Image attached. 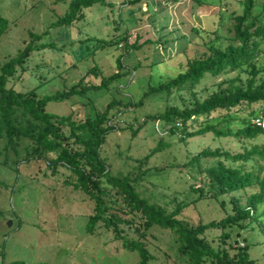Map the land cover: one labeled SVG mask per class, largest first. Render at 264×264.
Returning a JSON list of instances; mask_svg holds the SVG:
<instances>
[{"label": "rangeland", "instance_id": "obj_1", "mask_svg": "<svg viewBox=\"0 0 264 264\" xmlns=\"http://www.w3.org/2000/svg\"><path fill=\"white\" fill-rule=\"evenodd\" d=\"M107 1L110 5L94 4L83 9L79 21L52 26L67 10L69 0H0V15L8 21L7 31L0 38V67L33 38L38 46L9 79L8 86L19 93L33 91L36 98H41L67 90L81 78L95 85L102 76L118 72L121 75L106 88L49 101L44 111L71 115L79 123L95 118L112 100L118 101L120 105L109 114L111 125L117 128L105 123L109 130L100 149L110 173L139 176L136 190L167 211L185 205L180 215L191 225L219 220L231 212V194L198 198V192L190 190L192 183L194 188L203 187L205 194H211L213 187L207 180H200L199 169L215 165L217 159H200V166L189 164L190 159L203 150L242 152L255 142H263L264 137L239 141L207 131L181 140V129L173 135H157L154 124L157 120L161 123L160 119L147 120V116L162 112L166 105L182 106L181 101L175 94L142 95L150 86L185 70L188 61L205 56L209 43L214 41L223 47L234 43L232 18L242 13V0ZM118 57H122L120 69ZM93 67L99 70L98 75L89 71ZM232 75L206 77L195 88L197 96L203 99L217 81ZM181 95L191 99L190 93L183 91ZM139 100L135 106H125ZM241 111L232 116H226L223 110L213 111L209 117L195 116L185 131L193 132L206 124L218 128L230 125L235 130L242 118H250L247 111H258V107L253 104ZM224 118L234 120L225 122ZM5 144L0 138V264H137V253L114 240L111 229L102 221L96 222L93 233L86 230L94 201L90 193L77 188L81 181L72 171L81 166L80 162L67 158L54 162V152H38L41 146L25 137L14 142L15 148L4 150ZM73 148L78 145L73 144ZM102 185L109 188L106 182ZM257 191L253 186L232 194L244 205L247 196ZM256 211L251 225L239 232L236 244H247L255 264H264V200ZM219 235V230L207 232L208 238H214V245ZM145 239L154 257L149 264L183 261L178 258V242L169 230L152 226Z\"/></svg>", "mask_w": 264, "mask_h": 264}, {"label": "trees", "instance_id": "obj_2", "mask_svg": "<svg viewBox=\"0 0 264 264\" xmlns=\"http://www.w3.org/2000/svg\"><path fill=\"white\" fill-rule=\"evenodd\" d=\"M166 1L175 3L180 0ZM193 1L202 3L201 0ZM94 4L110 5L107 0H69L67 10L52 23V26L69 25L81 20L84 16L83 9ZM242 4V13L232 18L234 43L224 47L216 45L214 41L209 43L205 56L188 61L185 70L156 86H150L142 95L164 93L169 97L175 94L180 99L182 106L166 105L162 112L147 116V120L157 118L164 126L169 125V135L181 129L184 133L180 136L181 140L207 131H213L217 137L233 136L239 141L255 140L260 135L264 137V127L252 122L256 118L264 121V1L259 3L257 0H242ZM7 28V19L0 15V38ZM42 34L31 35L41 38ZM36 47L38 46L35 45L33 38L19 53L0 67V138L5 139L6 144L2 147L4 150L9 146L15 148L14 142L25 137L41 146L37 147L38 152L39 150L46 153L54 152V162H60L62 158L80 162L81 166L77 165L72 171L83 184L77 185V188L82 187L90 193V198L94 201V213L88 218L86 230L93 233L96 222L102 221L106 228L111 229L114 240H120L124 249L137 253V264H149L154 259L145 239L152 226L169 230L175 237L178 242V258H183L179 264H255L248 252V245L239 246L236 243L239 232L251 225L256 215L255 211L264 200V141L255 142L244 151L235 154L221 149L203 150L190 159L189 164L197 163V166H200V159H217L215 165L199 169L202 175V178L199 176L200 180H207L213 187L211 194H205L203 187L194 188V184L190 183V190L198 192V198L217 199L220 195L231 194L230 213L219 220L191 225L180 215L185 205L178 204L173 210L167 211L140 195L136 190L139 176L130 178L128 175L114 176L110 173L100 149L104 142V134L109 130L108 127H104L105 123L112 129L117 128L111 125L109 114L120 105L118 101L112 100L95 118L79 123L73 120L71 115L56 116L44 111V106L49 101L83 95L92 89L101 90L121 74L116 72L108 77L102 76L100 83L95 85L84 83V79L81 78L67 90L41 98H36L33 91L19 93L8 86L9 79L18 72V68H22ZM121 58H117L119 69L122 67ZM89 71L94 75L99 74L95 67ZM231 73L234 75L217 81L209 95L203 99L197 96L195 88L203 79ZM183 91L190 93L191 99H184L181 95ZM139 102L140 100L128 102L125 106H135ZM253 104L258 107L259 112L247 111L250 118H242L235 130L231 129L230 125L218 128L206 124L193 132L185 131L187 123L193 116L209 117L211 112L216 110H223L226 116H232V113ZM224 120L229 122L234 119ZM178 122L181 123L180 128L176 125ZM63 126L68 127V131H64ZM73 144L78 145V148H73ZM145 158L140 160V163H144ZM225 161L230 164L226 165ZM103 182H106L109 188L104 187ZM253 186H256L258 191L248 195L244 205L232 194ZM221 204L223 206V201ZM122 225L127 227L131 234ZM211 230L220 231L216 245L214 238L207 236V232ZM231 250L233 252L230 254Z\"/></svg>", "mask_w": 264, "mask_h": 264}, {"label": "built area", "instance_id": "obj_3", "mask_svg": "<svg viewBox=\"0 0 264 264\" xmlns=\"http://www.w3.org/2000/svg\"><path fill=\"white\" fill-rule=\"evenodd\" d=\"M194 117V116H193ZM192 117V118H193ZM156 122V121H155ZM159 121L157 120V122L154 124V129L155 131L159 134V135H164V134H168V130H169V125H163V123H158ZM253 122L261 127H264V121L263 120H260L259 118H256L253 120ZM188 124V123H187ZM177 127H181V123L178 122L176 123Z\"/></svg>", "mask_w": 264, "mask_h": 264}, {"label": "water", "instance_id": "obj_4", "mask_svg": "<svg viewBox=\"0 0 264 264\" xmlns=\"http://www.w3.org/2000/svg\"><path fill=\"white\" fill-rule=\"evenodd\" d=\"M8 224H10V221L8 222Z\"/></svg>", "mask_w": 264, "mask_h": 264}]
</instances>
